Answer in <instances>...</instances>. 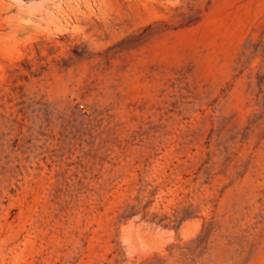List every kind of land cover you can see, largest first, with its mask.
I'll return each instance as SVG.
<instances>
[{"label":"rangeland","instance_id":"1","mask_svg":"<svg viewBox=\"0 0 264 264\" xmlns=\"http://www.w3.org/2000/svg\"><path fill=\"white\" fill-rule=\"evenodd\" d=\"M0 264H264V0H0Z\"/></svg>","mask_w":264,"mask_h":264}]
</instances>
